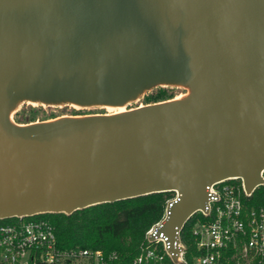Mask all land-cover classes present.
I'll return each instance as SVG.
<instances>
[{
	"label": "water",
	"instance_id": "1",
	"mask_svg": "<svg viewBox=\"0 0 264 264\" xmlns=\"http://www.w3.org/2000/svg\"><path fill=\"white\" fill-rule=\"evenodd\" d=\"M16 124L24 104L118 109ZM264 185V0H0V221L174 193L179 233L207 187ZM153 240V237H150Z\"/></svg>",
	"mask_w": 264,
	"mask_h": 264
},
{
	"label": "built area",
	"instance_id": "2",
	"mask_svg": "<svg viewBox=\"0 0 264 264\" xmlns=\"http://www.w3.org/2000/svg\"><path fill=\"white\" fill-rule=\"evenodd\" d=\"M207 194L205 211L190 218L194 221L190 234L197 252L193 264H264V207L245 204L251 195L245 194L242 180L237 178L212 184ZM165 211L146 231L144 241L130 258L115 251L61 248L53 225L43 215L8 219L0 225V264H173L167 239L163 234L156 236ZM182 230L178 262L187 264Z\"/></svg>",
	"mask_w": 264,
	"mask_h": 264
},
{
	"label": "trees",
	"instance_id": "3",
	"mask_svg": "<svg viewBox=\"0 0 264 264\" xmlns=\"http://www.w3.org/2000/svg\"><path fill=\"white\" fill-rule=\"evenodd\" d=\"M172 88L153 89L143 97L144 105L176 99ZM16 124L22 125L19 119ZM28 124V122H26ZM174 193H157L114 203L92 206L71 215L45 214L55 229L57 244L61 248H86L104 252H118L125 258L136 253L144 241L146 231L158 222L164 214L167 201ZM248 207H264V185L254 190L245 199ZM8 220L0 221V225ZM191 219L185 224L181 239L186 247L185 260L193 264L197 256L192 237Z\"/></svg>",
	"mask_w": 264,
	"mask_h": 264
},
{
	"label": "rangeland",
	"instance_id": "4",
	"mask_svg": "<svg viewBox=\"0 0 264 264\" xmlns=\"http://www.w3.org/2000/svg\"><path fill=\"white\" fill-rule=\"evenodd\" d=\"M172 89H173V95H176L177 97H182L187 93L186 90L181 88H172ZM143 97L131 104L125 105L123 107V111H129L137 107L143 106L144 105V101L142 100ZM114 112H116L114 111V109L112 110L107 108L80 109V108H75L73 106L46 107L41 105L24 104L16 110V112L11 116V119L14 122L20 119L23 123L22 125H24L26 124V122L28 123L42 122V121H48L51 119L59 118L62 116L108 115ZM171 200L167 201V203L170 202Z\"/></svg>",
	"mask_w": 264,
	"mask_h": 264
},
{
	"label": "bare ground",
	"instance_id": "5",
	"mask_svg": "<svg viewBox=\"0 0 264 264\" xmlns=\"http://www.w3.org/2000/svg\"><path fill=\"white\" fill-rule=\"evenodd\" d=\"M178 98H180V97H177L176 99H178ZM32 105H36V104H32ZM73 107L78 108V107H76V106H73ZM107 109H112V110H113V108H107ZM114 111H116V112L111 113V114H108V115H113V114H118V113H123V112H125V111H123V107L118 108V109H116V110L114 109Z\"/></svg>",
	"mask_w": 264,
	"mask_h": 264
}]
</instances>
